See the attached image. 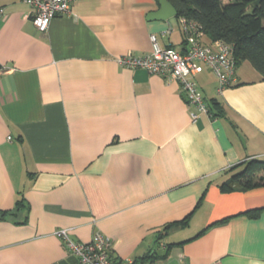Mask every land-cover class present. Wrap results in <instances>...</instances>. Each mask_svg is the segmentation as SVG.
<instances>
[{
  "label": "crops",
  "instance_id": "1",
  "mask_svg": "<svg viewBox=\"0 0 264 264\" xmlns=\"http://www.w3.org/2000/svg\"><path fill=\"white\" fill-rule=\"evenodd\" d=\"M158 7L75 0L42 31L29 4L0 0V264H81L58 228L99 230L114 260L264 264V184L219 187L264 157V80L242 61L219 93L203 65L197 84L221 114L192 120L175 80L117 61L148 54L150 33L182 47L175 15L147 19Z\"/></svg>",
  "mask_w": 264,
  "mask_h": 264
},
{
  "label": "built area",
  "instance_id": "2",
  "mask_svg": "<svg viewBox=\"0 0 264 264\" xmlns=\"http://www.w3.org/2000/svg\"><path fill=\"white\" fill-rule=\"evenodd\" d=\"M32 7L28 12L33 24L39 30H46L50 19L57 14L69 13L75 0H23ZM2 14V8H0ZM178 23L183 34V45L177 48L172 45L160 44L156 34H149L151 50L145 55L125 54L117 57V61L128 67H143L150 73L158 74L175 80L180 86L192 120L199 112H209L206 98L203 96L196 74L207 65L217 79L216 89L220 93L223 88L238 82L236 62L232 53L233 47L221 40L205 44V36L201 25L193 19L178 17ZM170 28L162 30L168 34ZM5 65L0 62V73ZM55 233L62 238L65 246L75 253L81 264H141L133 258L114 260L110 254L111 238L99 230L93 233L88 241L73 240L67 228H58Z\"/></svg>",
  "mask_w": 264,
  "mask_h": 264
},
{
  "label": "trees",
  "instance_id": "3",
  "mask_svg": "<svg viewBox=\"0 0 264 264\" xmlns=\"http://www.w3.org/2000/svg\"><path fill=\"white\" fill-rule=\"evenodd\" d=\"M176 9L175 16L198 22L209 41L221 40L232 45L236 65L248 61L264 80V0H169ZM184 42V40H183ZM209 112L221 114L215 97L206 98ZM213 109V110H212ZM264 170V157H251L236 164L235 169L219 187L222 191L245 190L264 184V175L254 179L256 168ZM232 167V168H233ZM18 199L17 206L21 205ZM261 208L244 213L255 217ZM8 210H0V217ZM188 216L170 224H186Z\"/></svg>",
  "mask_w": 264,
  "mask_h": 264
},
{
  "label": "water",
  "instance_id": "4",
  "mask_svg": "<svg viewBox=\"0 0 264 264\" xmlns=\"http://www.w3.org/2000/svg\"><path fill=\"white\" fill-rule=\"evenodd\" d=\"M159 7L147 14L148 20L160 19L165 20L176 14V9L169 0H158Z\"/></svg>",
  "mask_w": 264,
  "mask_h": 264
},
{
  "label": "rangeland",
  "instance_id": "5",
  "mask_svg": "<svg viewBox=\"0 0 264 264\" xmlns=\"http://www.w3.org/2000/svg\"><path fill=\"white\" fill-rule=\"evenodd\" d=\"M173 16H171L170 18H172ZM245 63L249 66V62L245 60ZM264 175V170L263 169H260L259 166L258 168H256L254 171H253V176H254V179H258L259 177L263 176Z\"/></svg>",
  "mask_w": 264,
  "mask_h": 264
}]
</instances>
